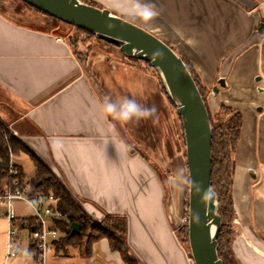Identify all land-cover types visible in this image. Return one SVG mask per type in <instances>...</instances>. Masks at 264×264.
Here are the masks:
<instances>
[{"label":"crops","instance_id":"1","mask_svg":"<svg viewBox=\"0 0 264 264\" xmlns=\"http://www.w3.org/2000/svg\"><path fill=\"white\" fill-rule=\"evenodd\" d=\"M88 1L130 18L187 59L208 92L211 111L228 105L242 113L234 155L232 247L242 264H264V33L256 24L264 22V0H250L251 9L238 0ZM145 10L158 15L145 20ZM42 24L15 20L0 10V120L14 130L27 153L63 182L88 215L126 218V245L133 264H194L190 249L176 235L184 215L187 166L174 106L170 103L168 108L170 136H161L159 122L151 119L120 121L119 130L131 141L124 140L102 110L103 97L95 90L92 70H84L66 37L44 20ZM105 61L107 75L93 74L99 85L114 81L124 86V80H130L133 85L127 90L140 103L145 97L144 105L153 106L149 98L158 92L169 103L157 75L108 57L96 58L93 65ZM220 78L226 87L219 86L214 94ZM149 140L151 145L145 144ZM7 231L0 207V264H24L32 258L27 233L21 231L18 256L8 258ZM47 264L128 263L103 238L91 257L77 248H54Z\"/></svg>","mask_w":264,"mask_h":264},{"label":"water","instance_id":"2","mask_svg":"<svg viewBox=\"0 0 264 264\" xmlns=\"http://www.w3.org/2000/svg\"><path fill=\"white\" fill-rule=\"evenodd\" d=\"M71 26L85 29L117 46L125 57L144 61L160 75L179 115L184 133L188 173V243L194 264H224L218 254L222 226L218 198L212 189V126L206 102L184 59L147 29L83 0H22ZM253 7L250 0H238ZM259 19V15H255ZM264 33V22H257ZM226 87L220 78L212 92ZM252 173V172H251ZM205 191L208 195L205 196ZM74 223L71 233H79Z\"/></svg>","mask_w":264,"mask_h":264},{"label":"trees","instance_id":"3","mask_svg":"<svg viewBox=\"0 0 264 264\" xmlns=\"http://www.w3.org/2000/svg\"><path fill=\"white\" fill-rule=\"evenodd\" d=\"M83 1L101 7L94 2L86 0ZM23 3L43 15L44 23L48 28L58 30L60 29V25L66 24L37 10L25 2ZM74 28H76L78 31L87 33L90 36H96L85 29H80L77 27ZM182 58L187 64L208 108L207 98L203 93L205 88L201 80L195 73L190 62L184 57ZM155 75L159 76L156 70ZM163 91L166 94L169 102L172 104V106H174L164 86ZM208 111L213 136L211 185L218 198V213L222 220V226L218 238V254L224 264H240L234 257L231 246H229L231 243V238L228 240L227 246L224 242L227 233V225L228 223H231L234 215L233 183L236 168L234 155L241 138L243 116L238 109L227 105L220 106L219 110H217L215 114H212L209 108ZM22 151L30 152L28 148L24 146L22 142L16 138L13 132H11L8 127L0 120V186L10 178L9 172L12 166V155L18 154ZM29 154L34 161L35 173L31 179L27 195L33 200H45L50 195H54L59 199V209L68 215L67 220L57 221V227L59 228L61 235L54 243L55 248L65 252L69 248H77L84 255L91 257L96 252L97 242L103 238H106L109 240L111 248L114 251L120 252L126 263L133 264V259L130 258L126 245V218L123 216L107 215L105 216L101 226L92 224V219L89 217L81 203L70 193L63 182L51 172L44 162L38 159L34 154ZM13 167L18 177L23 181L24 174L22 167L18 164L13 165ZM74 223L80 224L79 233H71ZM19 226L25 231L34 230L35 218L33 216L20 217ZM187 236L188 227L186 226V240Z\"/></svg>","mask_w":264,"mask_h":264},{"label":"rangeland","instance_id":"4","mask_svg":"<svg viewBox=\"0 0 264 264\" xmlns=\"http://www.w3.org/2000/svg\"><path fill=\"white\" fill-rule=\"evenodd\" d=\"M88 1V0H86ZM93 2V1H91ZM96 3V2H94ZM97 5L100 6V4L96 3ZM0 10L2 12H4L6 15H8L9 17H11L12 19L18 20V21H22L24 23H29V24H33L36 26L39 25H43V20L44 17L43 15H41L40 13H38L36 10L32 9L31 7H29L28 5L24 4L21 0H0ZM126 20L135 23L133 20H131L130 18H125ZM136 24V23H135ZM139 25V24H137ZM141 26V25H139ZM143 27V26H141ZM58 32L60 35L66 37L67 41L72 43L74 46V50L77 54V56L80 58L81 63L83 64V68L86 71L87 69H91L92 73L94 75H98V74H106L107 75V69H106V64L107 61H105L103 64L101 65H93V61L98 58V57H108L109 59H112L116 62H120V63H125L127 65H132V66H139L140 68H142L143 70H146L152 74H155V69L152 68L148 63L144 62V61H140V60H134L128 57H125L122 52L120 51V49L118 47L113 46L112 44H109L105 41H102L100 39H98L96 36H90L87 33H84L82 31H78L76 28H74L73 26L70 25H60V29H58ZM92 65V67H91ZM90 75V77L92 78V80L95 82V90L98 91V94H100L103 97V100L105 97H107V95L109 94L111 98L115 99L118 96H130V93L128 92L127 88L129 89V86L133 85V83L130 80H124L123 84L124 86L119 85L117 82L114 81H107L106 84L103 82V86L99 85L98 81H95L96 79H94V75ZM159 74V73H158ZM159 78V82L160 85L163 89V81L160 77V75L158 76ZM120 86V87H118ZM165 88V87H164ZM160 91V89H159ZM122 92V93H121ZM204 95L207 98V90H203ZM109 97V96H108ZM146 98L142 97L141 99V103L144 104L145 103ZM149 100H152L153 105L156 106L157 110H158V122H159V132L160 135H167V133L170 136V133L172 131V128L169 127L171 125V121H170V117L169 115V109L170 108V102L168 103V101L166 100V98L164 97V95L161 92H158L157 96L154 95V93L152 94V98H149ZM228 106V105H227ZM209 108V106H208ZM210 110V108H209ZM219 110V108L217 109ZM211 111V110H210ZM174 112H175V120H176V125L178 128V136L179 139L181 141V146L183 148V156H184V164H186V155H185V141H184V133H183V128H182V122L180 120L179 115L177 114L176 108H174ZM217 111H211L212 114H215ZM112 119V122L114 124H116V126L118 127V132L121 135V137L124 140H127L128 142H130L131 140H129L128 135L126 136V132L120 128V121L119 120H115L113 119L111 116H109ZM1 119V118H0ZM5 125L6 122L2 121ZM167 125H168V130H167ZM8 129L14 133V130L12 128H10V126H8ZM137 132L139 135H143V129H137ZM17 136V134H15ZM145 144L147 145H151V141H147ZM18 164L22 167L23 170V174H24V178L23 181L18 177V175L16 174V172L14 171V167L13 165ZM11 165H12V173L9 172V177L10 179L16 180L18 181L24 188H27V191L29 189L30 186V182L31 179L34 176L35 173V168H34V161L31 157V155L27 152H20L18 154L12 155L11 157ZM153 165L158 168L157 170L159 171V166L157 165V163L153 162ZM164 169V168H163ZM52 172V171H51ZM53 173V172H52ZM160 174L163 175L162 172H160ZM9 180V179H8ZM188 173L186 176V180H185V200H184V215L181 218L180 221V228L176 229V235L179 237V239L181 241L184 242V245L189 248V243H188V236H187V240L185 237V228L186 226L188 227ZM169 197V196H168ZM15 207L17 210H19V212L21 214H32L33 210L26 205L25 203H17L15 204ZM234 209V215H233V219L231 221V223H228L227 228H226V236H225V245L227 246L228 244V240L231 238V243L229 244V246H231V250L232 253L234 255V257L236 258V260L242 264L239 259L236 257L233 247H232V242H233V238H234V234H235V227H234V218H235V208L233 206ZM89 217L92 219V224L94 225H100L102 224V222L104 221V218H100V219H96L93 216ZM52 223H49V225H51ZM91 229V228H89ZM22 233L25 235L27 233V231L23 230ZM186 240V241H185ZM25 241L24 245L25 248L27 246V241ZM69 249H67L68 251ZM26 251V250H24ZM66 251V252H67Z\"/></svg>","mask_w":264,"mask_h":264},{"label":"built area","instance_id":"5","mask_svg":"<svg viewBox=\"0 0 264 264\" xmlns=\"http://www.w3.org/2000/svg\"><path fill=\"white\" fill-rule=\"evenodd\" d=\"M18 201L25 202L33 210L35 218L34 230L27 231L26 234L32 258L24 264H47L48 253L55 248L54 243L61 235L57 221L67 220L68 215L59 209V199L54 195H50L45 200H33L27 195V188L9 178L0 186V207L4 208L8 220V258L17 257L21 245L20 235L23 229L19 226L20 217L15 207Z\"/></svg>","mask_w":264,"mask_h":264},{"label":"clouds","instance_id":"6","mask_svg":"<svg viewBox=\"0 0 264 264\" xmlns=\"http://www.w3.org/2000/svg\"><path fill=\"white\" fill-rule=\"evenodd\" d=\"M158 15L157 12L152 10H145L143 18L150 20ZM102 110L108 116H111L115 120L122 122H129L135 120L137 122L141 120L151 119L153 124L158 122V110L155 105L148 107L141 104L134 96H118L115 99L111 97H105L102 102ZM205 196L208 192L205 191Z\"/></svg>","mask_w":264,"mask_h":264}]
</instances>
